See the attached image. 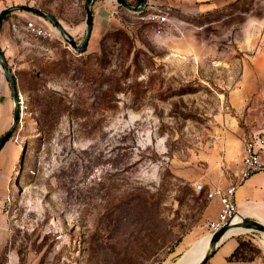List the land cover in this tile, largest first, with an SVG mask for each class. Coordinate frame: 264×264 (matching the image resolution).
<instances>
[{
    "label": "rangeland",
    "instance_id": "374dc122",
    "mask_svg": "<svg viewBox=\"0 0 264 264\" xmlns=\"http://www.w3.org/2000/svg\"><path fill=\"white\" fill-rule=\"evenodd\" d=\"M86 1L0 0V12L37 7L80 43ZM115 6L83 53L32 13L3 22L21 114L0 149L12 228L0 263L177 264L213 233L221 205L208 192L234 182L243 140L264 128V0L162 26ZM13 111L0 66V138ZM233 237L243 257H264L262 233Z\"/></svg>",
    "mask_w": 264,
    "mask_h": 264
},
{
    "label": "crops",
    "instance_id": "0c3cea01",
    "mask_svg": "<svg viewBox=\"0 0 264 264\" xmlns=\"http://www.w3.org/2000/svg\"><path fill=\"white\" fill-rule=\"evenodd\" d=\"M115 1L116 0L94 1L92 6L93 28L90 37L99 36L104 31H106L113 19L112 17L114 12L118 9L117 6H115ZM128 1L134 6L139 5V2L138 5H135L136 0ZM235 1L236 0H146L145 8L141 13L149 12L152 9L161 8L168 9L169 15L172 17L208 15L215 13L217 10L224 8ZM257 126L258 128L250 129L247 136L252 132L264 129L259 127L260 124ZM244 141L245 140H243L242 154H244ZM235 169L234 182H231L230 185L235 184L239 179L242 171V159H240L239 164L235 166ZM6 177V173L3 174V172H0V254H2L5 247L4 245L7 242L5 237H8L12 231V228L9 224V217L3 213V207L6 204L9 193ZM235 200L237 202L238 209L245 204H252V202L254 204L264 203V173L254 174L244 183L238 185L236 189ZM245 218H250V216H246ZM233 220H236L235 217ZM239 242V238L233 236L229 238L224 237L223 241L219 243L215 253L206 264H264V257L259 260L254 259L252 261L230 260L229 258L238 248Z\"/></svg>",
    "mask_w": 264,
    "mask_h": 264
},
{
    "label": "water",
    "instance_id": "95a60500",
    "mask_svg": "<svg viewBox=\"0 0 264 264\" xmlns=\"http://www.w3.org/2000/svg\"><path fill=\"white\" fill-rule=\"evenodd\" d=\"M95 0H87L85 11H86V29H85V35L83 37L82 42L77 43L76 40L64 29V27L58 22V20L55 19L54 16L44 12L43 10L32 7V6H12L9 7L3 11L0 12V29L3 25L4 20L12 13L16 11H25L32 13L34 15H37L51 23V25L60 33L62 38L77 52H82L86 49L88 41L91 36L92 28H93V14H92V6ZM116 2L121 5L122 7L128 9L129 11H132L134 13H141L146 5V0H139V5L134 6L131 4L128 0H116ZM0 66L4 72L5 77L7 78L11 95L13 98L14 103V111H13V120L11 123V126L7 133L0 139V149L1 147L10 139L12 133L14 132L19 119H20V97L17 92L16 88V82L13 76V72L5 58V55L0 48ZM232 227L242 228L244 230V233L248 232H258V233H264V224L261 223L258 220L252 219V218H243L238 223H233V220L227 223L225 226L220 228L218 231L214 232L211 235L210 239V249L205 255V257L202 259V261L199 264H206L208 260L212 257V255L215 253L219 243L222 241L223 236L225 233Z\"/></svg>",
    "mask_w": 264,
    "mask_h": 264
},
{
    "label": "built area",
    "instance_id": "2783aa9c",
    "mask_svg": "<svg viewBox=\"0 0 264 264\" xmlns=\"http://www.w3.org/2000/svg\"><path fill=\"white\" fill-rule=\"evenodd\" d=\"M169 10L156 8L145 14V19L157 25H165L169 21ZM28 29L37 37L51 38L49 30L41 25L29 22ZM244 156L242 160V171L238 181L227 188H216L208 192L211 199L217 198L221 205V212L216 222L212 223V232L218 231L227 223L232 221L237 213V202L235 200L238 185L257 173H264V129L252 132L244 142ZM203 185L198 184L197 190L201 191Z\"/></svg>",
    "mask_w": 264,
    "mask_h": 264
},
{
    "label": "bare ground",
    "instance_id": "6f19581e",
    "mask_svg": "<svg viewBox=\"0 0 264 264\" xmlns=\"http://www.w3.org/2000/svg\"><path fill=\"white\" fill-rule=\"evenodd\" d=\"M19 157L21 158V155ZM236 214V220H233V223L235 224L240 222L246 216L250 215L259 216L258 221L264 224V211L258 210L257 206H255L253 202L252 204H245L242 207H239V209L237 208ZM243 233L244 230L242 228L232 227L225 233L223 238H229L231 236H236ZM210 239L211 235H207L206 237L200 239L191 249L184 253V255L179 259L177 264H199L210 249ZM262 242V244H264V233Z\"/></svg>",
    "mask_w": 264,
    "mask_h": 264
},
{
    "label": "trees",
    "instance_id": "16d2710c",
    "mask_svg": "<svg viewBox=\"0 0 264 264\" xmlns=\"http://www.w3.org/2000/svg\"><path fill=\"white\" fill-rule=\"evenodd\" d=\"M138 2H139V0H136V3H135V5H138ZM56 19V18H55ZM57 20V19H56ZM89 42V41H88ZM87 46H88V44H87ZM87 48V47H86ZM86 50V49H85ZM84 50V51H85ZM84 51H82V52H78V53H83ZM13 76H14V74H13ZM14 79H15V82H16V78H15V76H14ZM16 88H17V92H18V87H17V82H16ZM18 94H19V92H18ZM20 114H21V104H20ZM19 124H20V119H19V122H18V124H17V126H16V128H15V130H14V132L16 131V129L18 128V126H19ZM13 132V133H14ZM12 133V134H13ZM12 136V135H11ZM1 139V138H0ZM22 158H23V154H21V158H20V160H22ZM18 171H15L14 172V177L15 178H17L18 177ZM243 246H244V244L240 241L239 242V246H238V248L235 250V252L231 255V257L229 258L230 260H242V261H252V260H254V259H248V258H245V257H243L242 256V250H243Z\"/></svg>",
    "mask_w": 264,
    "mask_h": 264
}]
</instances>
